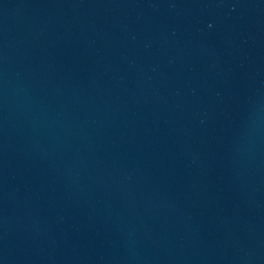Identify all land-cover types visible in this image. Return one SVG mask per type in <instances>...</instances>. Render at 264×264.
Instances as JSON below:
<instances>
[{"label":"water","instance_id":"obj_1","mask_svg":"<svg viewBox=\"0 0 264 264\" xmlns=\"http://www.w3.org/2000/svg\"><path fill=\"white\" fill-rule=\"evenodd\" d=\"M0 264H264V0H0Z\"/></svg>","mask_w":264,"mask_h":264}]
</instances>
